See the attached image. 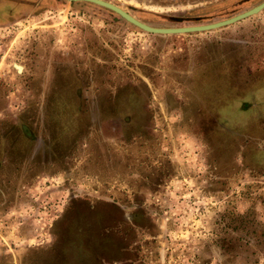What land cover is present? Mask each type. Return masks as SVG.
<instances>
[{"label": "rangeland", "instance_id": "1", "mask_svg": "<svg viewBox=\"0 0 264 264\" xmlns=\"http://www.w3.org/2000/svg\"><path fill=\"white\" fill-rule=\"evenodd\" d=\"M0 264H264V8L0 0Z\"/></svg>", "mask_w": 264, "mask_h": 264}, {"label": "water", "instance_id": "2", "mask_svg": "<svg viewBox=\"0 0 264 264\" xmlns=\"http://www.w3.org/2000/svg\"><path fill=\"white\" fill-rule=\"evenodd\" d=\"M69 1H87L91 3H95L97 5L103 6L105 8H108L119 15H121L123 18H125L130 23L136 25L137 27L150 32V33H156V34H183V33H189V32H199V31H207L215 28H219L225 25L232 24L236 21H239L241 19H244L250 15H253L260 10L264 8V0L258 3L257 5L240 12L232 17L214 21L211 23L206 24H197V25H188V26H177V27H154L150 26L148 24H145L138 19H136L134 16H132L130 13L122 9L116 4H113L106 0H69Z\"/></svg>", "mask_w": 264, "mask_h": 264}]
</instances>
